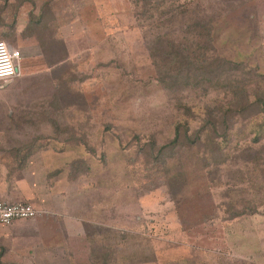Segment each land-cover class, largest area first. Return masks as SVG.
Returning a JSON list of instances; mask_svg holds the SVG:
<instances>
[{
  "label": "rangeland",
  "instance_id": "1",
  "mask_svg": "<svg viewBox=\"0 0 264 264\" xmlns=\"http://www.w3.org/2000/svg\"><path fill=\"white\" fill-rule=\"evenodd\" d=\"M0 41L25 58L0 90L2 144L50 140L75 158L67 213L0 225V264H264V0H0ZM216 57L251 68L250 104L163 149L185 105L234 107L227 77L160 79Z\"/></svg>",
  "mask_w": 264,
  "mask_h": 264
},
{
  "label": "trees",
  "instance_id": "2",
  "mask_svg": "<svg viewBox=\"0 0 264 264\" xmlns=\"http://www.w3.org/2000/svg\"><path fill=\"white\" fill-rule=\"evenodd\" d=\"M140 1L135 2L136 7L138 6ZM39 18V17H38ZM35 23H38V19ZM34 27L36 25H33ZM31 27V25L29 26ZM28 27V28H29ZM27 31V30H25ZM186 49V52H190V46H184ZM155 52H159V49L155 48ZM159 54V53H158ZM157 54V55H158ZM156 56V55H155ZM175 56V55H174ZM158 57V56H156ZM161 58V57H160ZM174 58V57H173ZM173 58L171 60H166L164 58L161 59V65L163 67H167L170 62H172ZM188 62H190L188 56H186ZM210 59V58H209ZM212 61L208 64L206 63V66L202 67L200 66V63L196 65L194 69L193 64H190L187 62L188 68L183 67L180 68V71L175 74L170 73V70H167L163 72L161 76V81L165 85L167 89H173L175 86L180 85L183 89L184 84L187 86H193L194 89H196L199 86L205 87L207 84L213 82V77L219 78L221 80V77L225 78L229 83L228 87L231 88V91H227L229 94L232 95L233 100L229 102V104L234 103V107L229 106V108H226V110L221 108L218 111H215L216 108L207 107L208 111H205L204 109L201 110L199 108L195 107V105H185L184 110V119L178 124L176 128V134L174 139L167 144L166 146H163V149H170L172 151L180 150L184 146H190V144H199L202 139L203 135L210 130L213 129L214 132L218 131V126H221V122H224L225 116L229 113H238V111H244L248 105L250 104L249 99V92L253 90V82L250 78V80H246L245 82H242V79L246 76L245 73H241V80L238 79V72H249L251 68H249L247 65L238 63L236 61L227 60V59H221V57H216L214 59H211ZM205 65V61L202 62ZM160 65V62H159ZM225 68V70H222ZM185 74H181L184 73ZM227 73V74H226ZM226 74V75H225ZM243 75V76H242ZM258 93H255V103L258 105H261L263 107L264 105V93L260 90L257 91ZM239 100V101H235ZM195 107V108H194ZM194 108V109H193ZM196 109V110H195ZM205 111V113H208L209 118H204L203 121L205 124L201 125L198 130H192V125L196 123L202 113ZM192 131V132H190ZM216 145L221 146V140L215 141ZM26 147H18V149L11 150L6 154L7 157H5V153L1 155L0 161L3 160L4 162H7L9 159H12L13 163H0V167L4 169L7 168L9 165L12 168H8L7 171V179L9 180L13 176H15L18 172L22 171L24 169L26 160L31 156L32 149L25 150ZM5 157V158H4ZM2 170V171H3ZM117 236L113 235V238H115V243H125V240H131V237L124 233L116 234ZM137 259V258H133ZM102 264H109L108 259H105Z\"/></svg>",
  "mask_w": 264,
  "mask_h": 264
},
{
  "label": "crops",
  "instance_id": "3",
  "mask_svg": "<svg viewBox=\"0 0 264 264\" xmlns=\"http://www.w3.org/2000/svg\"><path fill=\"white\" fill-rule=\"evenodd\" d=\"M24 61L25 58L23 57L18 78L23 76V72L25 73ZM6 87L0 84V90H4ZM8 131V134L11 135L38 133L33 128H11ZM2 133L4 132L0 129V135ZM1 141L0 136V151L15 150L18 147L27 148L29 146H33L35 150H32L33 152L26 160L24 169L18 172L17 176L15 175L8 180L7 169L1 172L0 200L11 203H30L39 211L37 217L56 216L59 213H67L65 209L69 205L68 199H72L71 196H68V192L69 194H73L72 191L74 189L72 183L75 176L73 171L74 153L68 154L67 150L60 149L52 143L54 141L50 142V140L48 142L39 141L33 144H18L16 143L17 140L14 139L12 140L13 146L4 145ZM70 201L72 203V200ZM18 222L23 221L14 223Z\"/></svg>",
  "mask_w": 264,
  "mask_h": 264
},
{
  "label": "built area",
  "instance_id": "4",
  "mask_svg": "<svg viewBox=\"0 0 264 264\" xmlns=\"http://www.w3.org/2000/svg\"><path fill=\"white\" fill-rule=\"evenodd\" d=\"M23 55L19 49L0 41V84L7 85L20 75ZM39 211L30 203H11L0 200V225L10 226L14 222L33 219Z\"/></svg>",
  "mask_w": 264,
  "mask_h": 264
},
{
  "label": "water",
  "instance_id": "5",
  "mask_svg": "<svg viewBox=\"0 0 264 264\" xmlns=\"http://www.w3.org/2000/svg\"><path fill=\"white\" fill-rule=\"evenodd\" d=\"M5 86H8V84H7V85H5Z\"/></svg>",
  "mask_w": 264,
  "mask_h": 264
}]
</instances>
